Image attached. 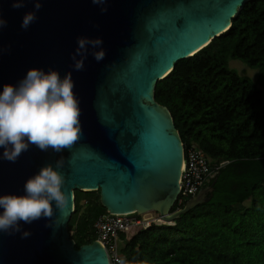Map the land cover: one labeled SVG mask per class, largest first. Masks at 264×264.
I'll return each instance as SVG.
<instances>
[{
  "label": "water",
  "instance_id": "1",
  "mask_svg": "<svg viewBox=\"0 0 264 264\" xmlns=\"http://www.w3.org/2000/svg\"><path fill=\"white\" fill-rule=\"evenodd\" d=\"M250 0H107V11L92 0H40L38 19L20 27L33 0L15 9L0 0V86L16 84L30 68L70 71L78 36L100 37L105 50L89 54L82 71H72L80 98L83 134L70 149L55 153L35 147L15 163L0 160V194L23 192L41 166L64 159L68 205L54 209L59 227L41 218L20 232L0 233V264H110L98 241L78 249L68 232L75 191L99 192L110 214L154 212L168 224L207 202L213 185L172 212L179 196L184 146L169 110L155 101L156 83L176 63L192 57L230 29Z\"/></svg>",
  "mask_w": 264,
  "mask_h": 264
},
{
  "label": "trees",
  "instance_id": "2",
  "mask_svg": "<svg viewBox=\"0 0 264 264\" xmlns=\"http://www.w3.org/2000/svg\"><path fill=\"white\" fill-rule=\"evenodd\" d=\"M230 60L258 70L238 75ZM185 149L207 158L209 200L172 223L120 233L118 254L128 264H264V0H250L229 30L156 83ZM68 232L75 248L95 241L106 213L99 192L75 191ZM191 197L175 203L184 208Z\"/></svg>",
  "mask_w": 264,
  "mask_h": 264
},
{
  "label": "clouds",
  "instance_id": "3",
  "mask_svg": "<svg viewBox=\"0 0 264 264\" xmlns=\"http://www.w3.org/2000/svg\"><path fill=\"white\" fill-rule=\"evenodd\" d=\"M107 0H92L105 12ZM40 0H33V9L26 12L20 27L27 30L35 22L41 8ZM12 7H25V0H13ZM7 21L0 15V29ZM77 47L70 54L71 70L61 76L58 69L49 67L30 68L16 84L0 86V160L15 163L22 153L35 147L41 152L51 149L61 153L70 149L81 139L80 98L74 91L72 71H82L84 61L91 54L99 62L105 56L100 37L78 36ZM64 166V159L41 166L27 177L23 192L0 194V233L12 235L21 233L22 238L31 235L22 231V224L45 218L50 221L46 227H59L54 209L62 212L68 205L65 177L58 169ZM116 264H128L126 258H118Z\"/></svg>",
  "mask_w": 264,
  "mask_h": 264
},
{
  "label": "built area",
  "instance_id": "4",
  "mask_svg": "<svg viewBox=\"0 0 264 264\" xmlns=\"http://www.w3.org/2000/svg\"><path fill=\"white\" fill-rule=\"evenodd\" d=\"M179 181V196L175 203L182 204L183 198L196 196L211 176L210 164L205 155L194 147L184 148L183 165ZM150 215L129 213L110 214L106 212L98 217L94 223L96 241L106 251L110 264H116L121 258L117 252L120 233H128L138 229H146L153 223L166 224L162 218L154 213Z\"/></svg>",
  "mask_w": 264,
  "mask_h": 264
},
{
  "label": "rangeland",
  "instance_id": "5",
  "mask_svg": "<svg viewBox=\"0 0 264 264\" xmlns=\"http://www.w3.org/2000/svg\"><path fill=\"white\" fill-rule=\"evenodd\" d=\"M229 67L233 69L238 75L246 76L253 80H255L259 72L258 70L249 68L244 62L238 60H230ZM148 215H150V213Z\"/></svg>",
  "mask_w": 264,
  "mask_h": 264
},
{
  "label": "bare ground",
  "instance_id": "6",
  "mask_svg": "<svg viewBox=\"0 0 264 264\" xmlns=\"http://www.w3.org/2000/svg\"><path fill=\"white\" fill-rule=\"evenodd\" d=\"M183 167V166H182ZM149 214V212H147V213H144V215H145V217H146V215H148Z\"/></svg>",
  "mask_w": 264,
  "mask_h": 264
},
{
  "label": "snow or ice",
  "instance_id": "7",
  "mask_svg": "<svg viewBox=\"0 0 264 264\" xmlns=\"http://www.w3.org/2000/svg\"><path fill=\"white\" fill-rule=\"evenodd\" d=\"M74 146V145H73Z\"/></svg>",
  "mask_w": 264,
  "mask_h": 264
}]
</instances>
